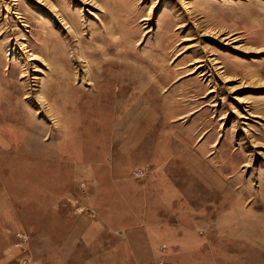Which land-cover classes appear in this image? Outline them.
I'll return each mask as SVG.
<instances>
[{
  "label": "rangeland",
  "instance_id": "374dc122",
  "mask_svg": "<svg viewBox=\"0 0 264 264\" xmlns=\"http://www.w3.org/2000/svg\"><path fill=\"white\" fill-rule=\"evenodd\" d=\"M0 141V264H264V0H0Z\"/></svg>",
  "mask_w": 264,
  "mask_h": 264
},
{
  "label": "bare ground",
  "instance_id": "6f19581e",
  "mask_svg": "<svg viewBox=\"0 0 264 264\" xmlns=\"http://www.w3.org/2000/svg\"><path fill=\"white\" fill-rule=\"evenodd\" d=\"M199 68H202V66H197L196 67V69H199ZM220 69V68H219ZM212 91H210V93H211ZM1 142V141H0Z\"/></svg>",
  "mask_w": 264,
  "mask_h": 264
}]
</instances>
